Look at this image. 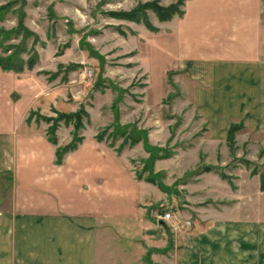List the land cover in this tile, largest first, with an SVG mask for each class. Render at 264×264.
Returning a JSON list of instances; mask_svg holds the SVG:
<instances>
[{"label":"rangeland","instance_id":"374dc122","mask_svg":"<svg viewBox=\"0 0 264 264\" xmlns=\"http://www.w3.org/2000/svg\"><path fill=\"white\" fill-rule=\"evenodd\" d=\"M149 1L0 0V7L12 3L0 19V30L10 33L0 37V58L23 62L20 72L0 68V124H15L16 160L52 151L51 166L64 167L43 189L32 166L18 187L28 199L108 212L113 258L122 243L112 237L127 227L141 264H210L220 235L226 252L247 248L264 261V127L249 125V93L235 92L249 86V64L238 73L242 82L230 81L221 64L240 41L211 27L231 0H184L182 15L165 21L146 10L148 27L109 15ZM78 109L84 115L74 127L63 114ZM231 123L237 128L229 147ZM141 137L164 155L150 167ZM83 177L95 189L81 191ZM101 191L107 200L98 205ZM132 219L140 225L128 228Z\"/></svg>","mask_w":264,"mask_h":264},{"label":"crops","instance_id":"0c3cea01","mask_svg":"<svg viewBox=\"0 0 264 264\" xmlns=\"http://www.w3.org/2000/svg\"><path fill=\"white\" fill-rule=\"evenodd\" d=\"M200 1L198 0L197 3ZM226 7L228 11L218 12V14L223 13L222 17L220 16L221 22L216 24L217 21H214L211 27L216 33L229 32L230 39L237 40V43L240 41L241 46L229 51L221 64L224 69L229 70L230 81L235 82L243 81L241 79L243 77L238 73L247 71L249 64V77H245L249 79V86H240L235 92L249 93V125L263 128L264 0H231L226 3ZM226 15L230 16L229 20L224 18ZM211 30L209 28L208 31ZM215 40H219L218 36H215ZM1 73L0 83H3ZM14 125L13 122L7 121L0 124V177H5L3 179L5 181L0 182V264H141V258L136 256V247H133L131 241L127 239L126 235L129 233L127 227L124 232H120L122 237H112V239L118 238L117 242L122 243L119 249L120 256L110 257L108 240L111 234L109 229L107 230L110 223L108 212L78 211L77 208H68L65 203H57L50 199H28V196L21 192L23 189H20L18 184L28 179L26 177L32 172V166L37 168L34 180L41 184L43 189L48 187L47 182L54 180L64 167L51 166L52 151L40 156L39 152L30 150L27 155L29 161L16 160L19 158L16 153ZM78 179L80 177L77 176L76 180ZM81 179L78 184L81 191L87 193L95 189L92 182L85 180L86 177ZM5 189L11 191L8 196L2 194ZM98 197V205L107 200L102 191ZM87 201L93 200L87 199ZM69 205L76 206L75 203ZM136 222L139 225L141 223L139 219H132L128 228L134 226ZM241 230L249 236V229L246 226ZM225 241L229 242L228 239ZM221 243V235L212 242L214 257L211 258L210 264H228V262L229 264H264L263 260H259V254L253 258L252 252H248L247 248L245 252L239 253L240 255L238 253L232 255L226 252L228 250H224L229 245L221 247Z\"/></svg>","mask_w":264,"mask_h":264},{"label":"trees","instance_id":"16d2710c","mask_svg":"<svg viewBox=\"0 0 264 264\" xmlns=\"http://www.w3.org/2000/svg\"><path fill=\"white\" fill-rule=\"evenodd\" d=\"M183 1L184 0H176V2L174 4H170V5L166 6V7H162V6H160L157 3L158 0H151L149 2H144V3L136 5L133 9H131L130 11H128L126 13L118 11V12H112L109 15L112 16L115 19L131 20V21L140 22L145 27H148L146 16H145V11L146 10L152 11L155 14V16L157 17L158 20L165 21V20L171 18L174 15L178 16V17L182 15V12L179 9V7L183 3ZM11 5H12V3H9V4H6V5L0 7V19H2L4 17V15L8 11H10ZM25 31H26V36H30L31 35V33L27 32L26 29H25ZM0 33H1L0 37L3 38V39H5L7 36L10 35L9 32H4L2 30H0ZM29 63H31L30 64L31 66L33 65V61H29ZM13 64H15V65L17 64V65L15 66ZM22 65H23V62L20 61V60H17V62H14L13 58H5V59L0 58V68L2 70H4V71L20 72L22 70ZM80 114L84 115V112H83V110L78 109L76 112L66 113V114H63V116H64L65 120H68L69 118L73 117L75 119V122H74L73 126L77 127L78 123H79ZM114 127H115V129H117L116 127H118L116 122L114 123ZM236 128H237V125L234 124V123H231V124L228 125V127L226 129V141L229 144V147H232L233 132H234V130ZM75 130L76 129H74V133L75 134L73 135L74 136L73 140L76 141V140H78V138L80 136H77ZM141 138H142V142H143L142 146H143V148L146 151H148V154H149L148 155V163H149L148 166L150 167L154 158L162 157L164 155H162V156L159 155L158 152H159L160 149L155 148L153 146H148L145 143V138L144 137H141ZM49 141H53V140L49 139ZM72 141L69 144H67V146L63 147L61 151L68 150L69 148L74 147L75 144ZM61 151L60 150H55V152H54L55 160H57V162L59 161ZM203 168L204 169H208L209 167L208 166H204ZM147 179L151 180L153 178L151 176H148ZM259 179H260L259 188L260 189H264V171L259 173ZM158 185L161 186L159 183H158Z\"/></svg>","mask_w":264,"mask_h":264},{"label":"built area","instance_id":"2783aa9c","mask_svg":"<svg viewBox=\"0 0 264 264\" xmlns=\"http://www.w3.org/2000/svg\"><path fill=\"white\" fill-rule=\"evenodd\" d=\"M166 215H167V214L165 213L164 216L166 217Z\"/></svg>","mask_w":264,"mask_h":264}]
</instances>
